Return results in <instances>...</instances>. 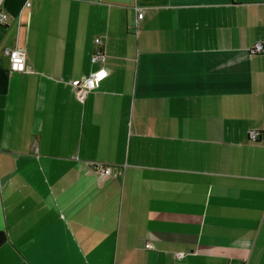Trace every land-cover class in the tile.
I'll use <instances>...</instances> for the list:
<instances>
[{
  "label": "crops",
  "instance_id": "crops-1",
  "mask_svg": "<svg viewBox=\"0 0 264 264\" xmlns=\"http://www.w3.org/2000/svg\"><path fill=\"white\" fill-rule=\"evenodd\" d=\"M0 12V264H264V0Z\"/></svg>",
  "mask_w": 264,
  "mask_h": 264
},
{
  "label": "built area",
  "instance_id": "built-area-1",
  "mask_svg": "<svg viewBox=\"0 0 264 264\" xmlns=\"http://www.w3.org/2000/svg\"><path fill=\"white\" fill-rule=\"evenodd\" d=\"M143 16L142 12H137V19H141ZM7 16L0 12V24H5ZM93 52L91 54L90 61L92 64H97V68L87 75L79 84L76 90V96L80 101H83L86 94L96 90L99 87L100 82L105 79L108 75V69L105 67V54L103 52V46L101 40L97 37L93 41ZM4 54L9 59V70L14 72H22L27 70L25 63V49L24 48H12L5 49ZM251 53H264V44L255 43L250 47ZM259 133L257 131H249L248 138L251 141H256ZM94 171L100 178H106L109 175L108 168L104 167L100 163H95ZM150 247L149 244L146 245Z\"/></svg>",
  "mask_w": 264,
  "mask_h": 264
}]
</instances>
